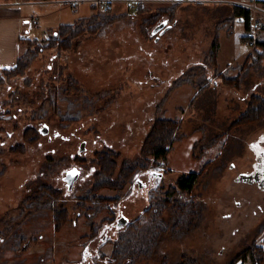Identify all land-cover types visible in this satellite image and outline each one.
I'll use <instances>...</instances> for the list:
<instances>
[{
	"label": "rangeland",
	"instance_id": "1",
	"mask_svg": "<svg viewBox=\"0 0 264 264\" xmlns=\"http://www.w3.org/2000/svg\"><path fill=\"white\" fill-rule=\"evenodd\" d=\"M59 1L37 6L43 14L36 25L30 20L24 35L51 45L59 9L65 18L72 16L65 20L69 23L100 10L82 0L89 5H79L80 1L79 11L74 12ZM230 1L183 2L175 17L162 16L171 26L152 34L153 24L145 19L173 2L144 0L147 4L142 10L117 12L116 18L96 32L72 38L67 49L45 48L23 74L4 79L0 84V264H124V258H114L113 239L122 229L117 221L131 222L142 214L152 187H159V198H165L163 191L177 177L201 169L192 191L181 193V203L188 202V209L194 204L198 215L186 218L184 233L176 230L161 235L150 256L139 264H178L186 258L200 264H229L246 247L264 240V188L241 178L253 166L264 172V119L235 124L252 94L264 96V59L259 68L254 67L256 58L248 59L252 64L243 66L237 84L226 82L208 59L218 26L231 15ZM250 12L262 24L256 39L264 38V12ZM226 26L218 41V71L227 69L228 75L236 76L248 55L255 54L252 44L256 39L243 40L244 22L238 18L233 34L227 35ZM203 65L208 67L204 74ZM179 77H189L190 83L172 91L170 86ZM56 88L62 91L61 98L52 95ZM168 93L163 115L179 120L180 137L163 168L151 165L138 173L117 191L121 197L117 203L107 207L93 203L102 205L94 214L92 225L97 230L93 231L84 212L92 215L98 208H83L78 216L75 205L91 189L99 170L96 152L114 149L118 165L140 156L145 136ZM53 100L62 112L79 116L78 121L61 120L53 111ZM30 126L40 130L31 136L34 140H29L30 133L26 135ZM71 168L81 174L69 187L64 176ZM41 184L61 190L58 204L67 209L69 220L59 231L51 208L24 202ZM99 193L112 196L116 190L103 188ZM163 218L173 221V209H166ZM104 249L111 251L106 254ZM247 261L239 259L236 264Z\"/></svg>",
	"mask_w": 264,
	"mask_h": 264
},
{
	"label": "trees",
	"instance_id": "2",
	"mask_svg": "<svg viewBox=\"0 0 264 264\" xmlns=\"http://www.w3.org/2000/svg\"><path fill=\"white\" fill-rule=\"evenodd\" d=\"M180 4H182V2H173L169 5L158 7L156 11L145 20L148 24H153L152 26L154 27L162 20L161 18L163 15L167 16L168 19L175 17L176 8L179 7ZM230 4L231 15L222 20V28L221 26H218L219 28L216 30L210 50L208 51V59L210 60V64L215 67V71L217 70V73L226 82H233L237 84V81L240 79L243 66L246 64H252V62H248V59L252 57L256 58L255 63H257V65H254L255 68H259L262 64L264 59V38L256 39V41L252 44L255 54L248 55L242 66H240L241 70H239V73L236 76L228 75L227 69L224 71H218L217 52L221 31L224 29L225 25H227V35L233 34L235 30V21L240 16L245 17L244 26L245 28H248L251 18L250 9L240 7L232 2H230ZM143 8L144 5H141L139 7V11ZM126 13L128 14V12ZM116 17V13L111 10H108L107 13L106 11L99 10L89 17L78 18L75 22L61 23L58 26L57 31L54 32L52 36L53 43L51 45L48 43L45 45L37 43L38 38L31 39L29 36L22 38L21 40L24 50L13 66L0 68V84L7 78V76L23 74L36 55L45 48L52 47L54 45L59 48L67 49L70 46L72 38L83 33L96 32L105 23H108V21L113 20ZM96 18L99 20L97 19L98 21H96ZM242 38L245 41H248L249 39L246 35L242 36ZM207 68L208 67L205 65L201 67L200 70L202 74L205 73ZM231 68L233 69L235 67ZM247 70L248 69H246L245 73ZM190 80L191 79L189 77H179L172 83L170 89L177 88L187 82L190 83ZM201 88H204L203 83L201 84ZM169 94L170 93L164 96L161 102V108H159V114L153 119L151 127L145 136L140 156L133 159H124V161L118 165V153L114 149L107 147L96 152V162L98 163L99 170L95 173V180L91 189H89L83 196L78 197L75 205V208L78 209V216H81L83 208H86L87 211L94 207L98 208L94 209V213L92 215L84 212V215L87 216V220L91 225L93 224L92 220L94 214L98 213L99 208L102 206L99 204L94 206V202H102V204H105L103 206L106 207L111 202L117 203L121 198L120 193L118 192L125 187L127 182L132 181L138 173L148 169L151 165L155 168H163L164 161L171 152L174 142L180 137L178 136V130L180 128L179 120L163 115L165 109H163V104L166 103ZM52 95L56 98H58V96L61 98L62 91L56 88ZM52 107L53 111L59 115V117L61 116L60 119L77 120L79 118L76 114L70 115L71 113H68V111L62 112L55 100L52 102ZM161 112L162 114H160ZM34 117H36L35 114ZM261 119H264V96L254 93L252 94L248 108L240 113L239 117L235 121V124H247ZM37 132H40V130H36L34 127L30 126L27 128L26 135L30 133L29 140H34V137L31 138V136H34ZM16 149L17 148H15V150ZM202 171L203 169L182 173L179 177H177L174 184H171L166 191H163V193L166 194V197L162 199L159 198V194L161 193L159 190L160 188L152 187L148 194L149 205L143 210L142 214L135 218L134 221H129L126 226L120 229L117 232L115 239H113L115 244L114 258L117 256L124 258L122 261L124 264H139L140 261L145 259V257L150 254L152 248L157 244V239L161 235H165L167 231L176 233V230L177 232L181 231V233H184V229L186 225H188L186 218L190 216L191 218L193 216L195 217L198 215V211L194 204L190 206V208L194 206L192 208L193 210L190 212V208L188 209L187 207L188 202H184L183 204L181 203V193L187 194L192 191L194 183L200 177ZM103 188L114 189L116 190V193L112 196L99 193L100 189ZM60 195V189L54 188L51 185L41 184L27 199L24 200V202L29 201V203H26L27 206L35 204L38 208H51L54 212L55 229L59 231L62 228V225L69 220L67 209L62 208V205L58 204ZM166 209H173L175 216L173 221L163 218V213ZM177 212H179V214H177ZM133 226L135 227L134 229H132ZM92 227L93 231L97 230L96 226L94 228L92 225ZM102 255L104 256L105 254L102 253ZM239 259H242L243 261L249 260L250 262L256 264L257 262L264 264V247L261 244H254L253 246L250 245L242 252L235 255L229 264H236V261H239ZM255 260L257 261L255 262ZM178 264L200 263L195 259L186 258L183 262Z\"/></svg>",
	"mask_w": 264,
	"mask_h": 264
},
{
	"label": "crops",
	"instance_id": "3",
	"mask_svg": "<svg viewBox=\"0 0 264 264\" xmlns=\"http://www.w3.org/2000/svg\"><path fill=\"white\" fill-rule=\"evenodd\" d=\"M58 1L59 0H44L43 2V0H39V1L34 0L33 2V0H27V1L26 0H0V68L13 66L17 62V59L20 56V54L23 52L24 46L22 44L21 39L24 37H27L26 35H24V33L29 30L28 27L30 25V20L31 22L35 18L38 20L39 15L43 14L38 9L37 6H45L49 4L57 5ZM146 1L150 3H165L166 2L165 0H146ZM81 2L88 4L85 1H81ZM81 2L79 3V5L81 4ZM79 5L77 4L78 7ZM116 8H117V11L115 12ZM60 10H63V9H59L58 11V24L60 25L61 23H69V22H65V20L72 19V16L68 15V17L65 18L61 14ZM129 10L130 9L128 8L125 1L123 0L116 1L111 9V11L114 13H117V12L126 13V12L131 11ZM78 11H79V8H78ZM163 19H167V18H163ZM169 26L171 25L168 24V26H166L163 31H165ZM254 168L255 167L253 166L251 170H245V172L247 171L251 175H253L254 174L253 172L255 171ZM253 176L256 177V175H253ZM255 180L256 179L254 178H252V180L246 179V181H250V182L255 181ZM128 222L129 221H127L122 226V228L126 226ZM258 243L264 247V240H260ZM103 247L105 246L103 245L101 248ZM104 250L106 254H109V252L111 251L110 249H104Z\"/></svg>",
	"mask_w": 264,
	"mask_h": 264
},
{
	"label": "built area",
	"instance_id": "4",
	"mask_svg": "<svg viewBox=\"0 0 264 264\" xmlns=\"http://www.w3.org/2000/svg\"><path fill=\"white\" fill-rule=\"evenodd\" d=\"M82 0H63L59 1L61 5H68L71 7L72 11L76 12L78 11L77 4ZM92 4L97 5L100 7V10L102 11H108L111 10L114 3L119 0H88ZM127 4L128 8L133 12H138L139 7L141 5H144V0H123ZM170 2H192L194 0H165ZM198 1V0H197ZM230 2L244 8L250 9L253 13L255 12H264V8L262 7L264 5V0H231ZM240 20H242L245 24V17L240 16ZM33 24H37L38 20L35 18L32 20ZM245 27V26H244ZM262 28V24L256 20L250 18V23L248 28H245V34L249 39L253 38L254 40L257 37V32ZM241 264H256L252 263L250 261L242 262ZM260 264V263H257Z\"/></svg>",
	"mask_w": 264,
	"mask_h": 264
},
{
	"label": "water",
	"instance_id": "5",
	"mask_svg": "<svg viewBox=\"0 0 264 264\" xmlns=\"http://www.w3.org/2000/svg\"><path fill=\"white\" fill-rule=\"evenodd\" d=\"M167 19H163L161 20L159 23H157V25L152 29V34H155L156 32H161L164 30V28L166 26H168V23H167ZM81 174V171L78 170L77 168H71V169H68L67 172H66V175L64 176V179L66 180L67 182V185L69 187H71L73 181L78 177L80 176ZM251 174H248V173H244V174H241V178H244V179H248L247 177H250ZM121 222V223H120ZM126 220H119L118 223H117V227H121L125 224Z\"/></svg>",
	"mask_w": 264,
	"mask_h": 264
},
{
	"label": "bare ground",
	"instance_id": "6",
	"mask_svg": "<svg viewBox=\"0 0 264 264\" xmlns=\"http://www.w3.org/2000/svg\"><path fill=\"white\" fill-rule=\"evenodd\" d=\"M26 1H27V0H26ZM38 1H39V0H38ZM30 2H31V1H30ZM33 2H34V0H33ZM43 2H44V0H43ZM81 3H82V2H81ZM98 8H99V6H98ZM94 9H95V8H94ZM94 9H93V10H94ZM129 11H130V10H129ZM77 12H78V11H77ZM106 13H107V11H106ZM27 20H28V19H27ZM80 20H81V19H80ZM82 21H83V20H82ZM115 21H116V20H115ZM129 21H130V20H129ZM74 22H75V21H74ZM139 27H140V26H139ZM141 28H142V27H141ZM143 30H145V29H143ZM49 33H50V32H49ZM82 33H83V32H82ZM101 33H102V32H101ZM51 35H52V34H51ZM146 35H147V34H146ZM146 35H145V36H146ZM48 36H49V35H48ZM51 38H52V37H51ZM50 42H52V41H50ZM50 42H49V43H50ZM51 44H52V43H51ZM52 47H53V46H52ZM52 47H51V48H52ZM74 47H75V46H74ZM71 49H72V48H71ZM70 51H71V50H70ZM72 52H74V51H72ZM192 62H195V61H192ZM204 64H206V63H204ZM191 71H192V70H191ZM25 76H26V75H25ZM195 76H196V75H194V77H195ZM176 77H177V76H176ZM19 78H20V77H19ZM12 79H13V78H12ZM16 79H17V78H16ZM20 79H21V78H20ZM23 79H24V78H23ZM70 79H72V78H70ZM9 80H10V79H9ZM18 80H19V79H18ZM15 81H16V80H15ZM24 81H26V80H24ZM13 82H14V80H13ZM26 82H27V81H26ZM67 82H68V81H67ZM73 82H74V81H73ZM20 83H21V82H20ZM27 83H28V82H27ZM27 83H25V84H27ZM72 84H73V83H72ZM10 85H11V84H10ZM19 86H20V85H19ZM66 86H67V85H66ZM16 87H17V85H16ZM22 87H23V86H22ZM68 87H69V86H68ZM70 87H71V86H70ZM12 88H13V87H12ZM17 88H19V87H17ZM47 88H50V87H47ZM72 89H73V88H72ZM76 89H77V88H75V90H76ZM18 90H19V89H18ZM69 90H70V89H68L67 91H69ZM77 90H79V89H77ZM171 90H172V89H171ZM15 91H17V90L15 89ZM48 91H49V89H48ZM64 91H66V90H64ZM81 91H82V90H81ZM172 91H173V90H172ZM76 92H77V91H76ZM78 92H79V91H78ZM63 93H64V92H63ZM47 94H50V93L47 92ZM67 94H68V93H67ZM69 94H70V91H69ZM101 94H102V92H101ZM106 94H107V92H106ZM17 95H18V94H17ZM74 96H75V95H74ZM15 97H16V96H15ZM97 97H98V96H97ZM99 98H101V97H99ZM7 99H8V98H7ZM14 99H15V98H14ZM19 99H20V98H19ZM101 99H102V98H101ZM15 100L18 101V99H15ZM60 100H61V99H60ZM60 100H59V101H60ZM87 100H88V99H87ZM87 100H85V101H87ZM97 100H98V99H97ZM8 101H9V100H8ZM10 101H11V100H10ZM12 101H13V100H12ZM47 101H48V100H47ZM66 101H67V99H66ZM68 101H69V100H68ZM85 101H84V103H85ZM5 102L7 103V101H5ZM5 102H4V103H5ZM8 104H9V102H8ZM13 104H14V103H13ZM16 104H17V103H16ZM16 104H15V105H16ZM27 104H29V103H27ZM41 104H42V103H41ZM15 105H14V106H15ZM49 105H50V104H49ZM10 106H11V105H10ZM10 108H11V107H10ZM32 108H33V107H32ZM41 109H42V108H41ZM67 109H68V108H67ZM32 110H33V109H32ZM40 111H42V110H40ZM40 111H38V112H40ZM51 111H52V110H51ZM12 112H13V111H12ZM52 115H53V114H52ZM52 115H51V116H52ZM31 117H32V116H31ZM60 117H61V116H60ZM30 119H32V118H30ZM30 119H29V120H30ZM46 119H47V118H46ZM58 119H59V117H58ZM5 120H6V119H5ZM36 120H37V119H36ZM38 120H39V119H38ZM61 120H63V119L61 118ZM64 120H65V119H64ZM67 120H68V119H67ZM73 120H74V119H73ZM32 121H33V120H32ZM65 121H66V120H65ZM74 121H75V120H74ZM76 121H78V119H77ZM9 122H10V121H9ZM68 122H69V121H68ZM36 127H37V126H36ZM43 132H44V131H43ZM54 135H55V134H54ZM183 137H184V136H183ZM9 138H10V136H9ZM23 139H24V138H23ZM211 139H212V138H211ZM23 141H24V140H23ZM213 141H214V140H213ZM220 141H221V140H220ZM216 143H217V142H216ZM221 143H222V142H221ZM211 144H212V142H211ZM213 145H214V143H213ZM205 148H206V147H205ZM211 148H212V147H211ZM82 149H83V148H82ZM102 149H103V148H102ZM207 149H209V148H207ZM19 151H20V150H19ZM3 155H4V154H3ZM234 155H235V154H234ZM76 160H77V159H76ZM78 161H79V160H78ZM90 161H91V160H90ZM76 162H77V161H76ZM77 163H79V162H77ZM82 165H83V164H82ZM145 171H146V170H145ZM89 172H90V171H89ZM0 175H1V174H0ZM87 175H88V174H87ZM93 176H94V175H92V177H93ZM62 178H63V177H62ZM93 178H95V177H93ZM93 178H92V179H93ZM93 181H94V180H93ZM93 181H92V182H93ZM92 182H91V183H92ZM130 183H131V182H130ZM128 184H129V183H128ZM88 185H89V184H88ZM100 190H101V189H100ZM150 190H151V189H150ZM31 191H32V190H31ZM70 197H72V196H70ZM123 197H124V196H123ZM75 198H76V197H75ZM60 199H61V198H60ZM77 200H78V199H77ZM146 200H147V199H146ZM119 203H120V202H119ZM20 205H21V204H20ZM73 207H74V206H73ZM73 207H72V208H73ZM17 209H18V208H17ZM141 212H142V211H141ZM36 213H38V212H36ZM76 213H77V212H76ZM28 214L31 215L30 213H28ZM43 214H44V213H43ZM45 214H47V212H46ZM6 215H7V214H6ZM34 215H35V214H34ZM34 215H32V216H34ZM110 215H111V214H110ZM115 215H116V213H115ZM39 216H40V215H39ZM41 216H42V215H41ZM35 217H36V216H35ZM37 217H38V216H37ZM114 217H116V216H114ZM114 217H113V218H114ZM80 218H81V217H80ZM42 219H44V218H42ZM106 219H107V218H106ZM113 220H114V219H113ZM119 220H120V219H119ZM67 224H68V223H67ZM67 224H66V225H67ZM101 224H102V223H101ZM71 226H72V225H71ZM103 226H104V225H103ZM98 227H99V226H98ZM102 229H103V228H102ZM99 230H100V229H99ZM106 230H107V229H106ZM100 231H101V230H100ZM105 232H106V231H105ZM113 233H114V232H113ZM106 234H107V233H106ZM83 237H84V236H83ZM87 237H89V236H87ZM87 237H85V238H87ZM25 242H26V241H25ZM105 242H106V241H105ZM87 243H88V242H87ZM87 243H86V244H87ZM104 244H105V243H104ZM101 245H102V244H101ZM101 245H100V246H101ZM84 247H85V245H84ZM91 250H93V249H91ZM89 251H90V250H89ZM97 251H98V250H97ZM84 252H85V251H84ZM90 252H91V251H90ZM84 254H85V253H84ZM86 257H87V256H86ZM97 257H98V255H97ZM87 259H88V258H87ZM93 259H94V258H93ZM98 261H100V260H98ZM103 261H104V260H103ZM105 261H107V260H105ZM237 261H238V260H237ZM237 261H236V262H237ZM256 261H257V260H255V262H256ZM86 262H87V261H86ZM92 262H93V261H92ZM109 263H110V262H109ZM257 263H258V262H257ZM142 264H144V263H142ZM234 264H235V263H234Z\"/></svg>",
	"mask_w": 264,
	"mask_h": 264
},
{
	"label": "flooded vegetation",
	"instance_id": "7",
	"mask_svg": "<svg viewBox=\"0 0 264 264\" xmlns=\"http://www.w3.org/2000/svg\"><path fill=\"white\" fill-rule=\"evenodd\" d=\"M257 170L255 172H253L254 174L253 175H256L257 174ZM263 172V171H262ZM259 173V175H256V177H254V179H256L255 181H253L254 183L257 184V187L258 188H264V172L263 173ZM249 180H252L251 177H247Z\"/></svg>",
	"mask_w": 264,
	"mask_h": 264
}]
</instances>
